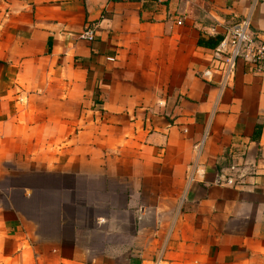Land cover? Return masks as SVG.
<instances>
[{
  "label": "crops",
  "instance_id": "crops-1",
  "mask_svg": "<svg viewBox=\"0 0 264 264\" xmlns=\"http://www.w3.org/2000/svg\"><path fill=\"white\" fill-rule=\"evenodd\" d=\"M244 18L264 42V0H0V162L30 179L0 264H264V78L219 91L196 44Z\"/></svg>",
  "mask_w": 264,
  "mask_h": 264
},
{
  "label": "built area",
  "instance_id": "built-area-1",
  "mask_svg": "<svg viewBox=\"0 0 264 264\" xmlns=\"http://www.w3.org/2000/svg\"><path fill=\"white\" fill-rule=\"evenodd\" d=\"M115 1H138V2H165L167 0H104ZM79 40L91 42L93 40V28L85 27L78 35ZM107 61H112L107 58ZM213 62H220L221 69L218 71V90L230 87L235 75L237 63L246 66L247 72L264 78V42L255 38L250 30L248 18L237 20L225 28L220 36V41L213 50ZM201 79L208 83L212 78V70L206 68L201 72ZM188 180H190L188 178ZM230 184V181L226 182ZM145 264H167L161 258Z\"/></svg>",
  "mask_w": 264,
  "mask_h": 264
},
{
  "label": "rangeland",
  "instance_id": "rangeland-1",
  "mask_svg": "<svg viewBox=\"0 0 264 264\" xmlns=\"http://www.w3.org/2000/svg\"><path fill=\"white\" fill-rule=\"evenodd\" d=\"M13 166L19 167L18 164L12 162H0V207L11 205L15 209H25L24 203H21L19 189L22 186H27L30 183L28 176L15 175L11 172ZM5 170L7 172H5ZM15 188L11 191H5L6 188Z\"/></svg>",
  "mask_w": 264,
  "mask_h": 264
},
{
  "label": "trees",
  "instance_id": "trees-1",
  "mask_svg": "<svg viewBox=\"0 0 264 264\" xmlns=\"http://www.w3.org/2000/svg\"><path fill=\"white\" fill-rule=\"evenodd\" d=\"M219 41H220V37L206 38V39L198 38L196 44L199 47L214 49Z\"/></svg>",
  "mask_w": 264,
  "mask_h": 264
}]
</instances>
